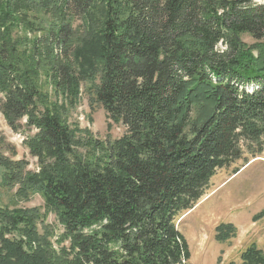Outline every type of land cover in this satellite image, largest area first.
<instances>
[{"label":"trees","instance_id":"1","mask_svg":"<svg viewBox=\"0 0 264 264\" xmlns=\"http://www.w3.org/2000/svg\"><path fill=\"white\" fill-rule=\"evenodd\" d=\"M83 89L121 138L69 123ZM0 113L38 160L0 151V190L45 201L0 206V264H192L179 217L219 170L264 153V0H0Z\"/></svg>","mask_w":264,"mask_h":264},{"label":"rangeland","instance_id":"2","mask_svg":"<svg viewBox=\"0 0 264 264\" xmlns=\"http://www.w3.org/2000/svg\"><path fill=\"white\" fill-rule=\"evenodd\" d=\"M39 17L43 18L41 14ZM82 24V20H74V27ZM43 34L42 31H29L27 38L29 40L34 37L41 38ZM243 39L248 44L254 43L247 35H244ZM53 55L61 59L64 54L57 47ZM69 58L74 60L71 53ZM40 74L44 90L50 94L52 100L61 102L60 94L56 93L54 87L47 81L44 70ZM68 117L70 124H79L81 128L91 130L95 137L102 141L110 137L121 138L125 133L123 126L113 124L109 120L101 105L90 101V96L84 89L77 107L70 110ZM108 124H112L111 130ZM2 139L7 144L0 145V151L5 156L16 161L26 160L30 164V171L38 170V160L31 156L24 144L26 133L14 132L0 113V140ZM237 170L240 172L234 175ZM13 194L14 192L0 190V206L39 208L42 212L45 211V201L40 194L34 195L29 202H17ZM263 211L264 153L246 154L232 166L219 170L195 207L179 217L177 226L188 242L190 263L241 264L242 255L250 245L257 241L264 242V216L258 218ZM230 221H234L239 230L233 225L236 229L233 237L227 241H218L216 228L221 224H230L228 223ZM47 223L54 230L62 231L54 214H48ZM258 248L262 250V247Z\"/></svg>","mask_w":264,"mask_h":264},{"label":"crops","instance_id":"3","mask_svg":"<svg viewBox=\"0 0 264 264\" xmlns=\"http://www.w3.org/2000/svg\"><path fill=\"white\" fill-rule=\"evenodd\" d=\"M255 215V214H254ZM253 215V216H254ZM254 218V217H253ZM228 223H230V224H232V225H234L237 229H238V226L236 225V223L234 222V221H230V222H228ZM239 230V229H238ZM258 232V231H257ZM259 233V232H258ZM257 247H262L261 249L264 251V242H262V243H260V241H257V242H255L254 243ZM253 245V244H252ZM251 246V245H250Z\"/></svg>","mask_w":264,"mask_h":264}]
</instances>
